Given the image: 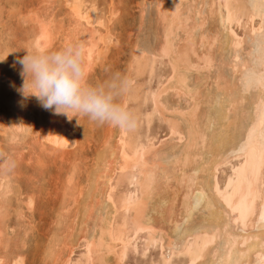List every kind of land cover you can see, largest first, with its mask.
<instances>
[{"label": "bare ground", "instance_id": "6f19581e", "mask_svg": "<svg viewBox=\"0 0 264 264\" xmlns=\"http://www.w3.org/2000/svg\"><path fill=\"white\" fill-rule=\"evenodd\" d=\"M149 1L154 8L153 22L151 21L152 26L149 28L150 38L148 41H146L147 39L143 40L146 42L133 41L129 48L130 58L126 63L128 62L129 67H133L139 76L140 73H151L157 60H167L170 65V73L164 79L165 83L161 84L162 86L155 92L149 88L146 90L143 88L144 84H139L138 79H134L132 83L135 88L133 91L130 90L133 93L129 97L124 94L119 96L118 102L135 116V127L131 129L117 127L115 132L113 131L114 137L112 136L115 142L111 145V141H109V145L107 144L98 154L96 166L94 165L95 168L87 177L86 189L82 190V192L85 191L83 200H81L83 206L82 208L81 204L77 206L81 208L79 215L81 218L80 220L77 218L79 220L78 234L73 236L74 240L70 241L67 251L65 250L64 253L67 252V255L65 258L63 257L62 264H123L127 255L136 249L135 240L139 236L144 240V243L141 242L143 243L141 248L143 255L147 254L146 252L150 249L152 250L153 246L157 245L159 248V259H156L157 262L154 261L152 264H264V0ZM59 2L62 5L67 3L66 0H59ZM112 5L114 6V4ZM68 6L66 4V7ZM114 10L113 16L117 14V11H121ZM140 11L142 12V10ZM66 12L73 21V27H70L71 23L68 26L71 28L74 39L81 45H84L85 37L89 36L91 39L90 46H83L85 49L83 57L86 58L87 63L91 64L93 58L96 60L95 51L104 42H102L101 30H98L100 22L96 23L97 29L94 27L88 29V20L90 22L92 19L88 18L91 11L87 16H83L76 3L68 7ZM105 16L108 17V15ZM95 17H97L96 14ZM255 18L262 21L260 29L255 28L256 31L251 26V20ZM239 20H243V25H240L244 29L243 38H238L236 36L238 33L236 32L235 35L231 30V26ZM121 21H117V23L119 24ZM117 23L114 22V25ZM239 28L241 29V27ZM113 32L115 30L110 33L113 34ZM106 34L109 33L106 32ZM49 36L47 35L48 38ZM253 42L262 51L260 60H255V63H253L254 52L250 45ZM106 43L109 42L105 41ZM30 44L33 45V42ZM108 49L107 51H109ZM12 60H14L13 53L10 48L4 46L0 52V69L9 70L13 65ZM131 60H134L132 65H130ZM165 63L163 62V64ZM168 64L166 63V67ZM126 67L129 68L128 65ZM123 72L127 74V71ZM127 79L126 77L125 80ZM157 80L156 85L159 82V79ZM148 82L150 81L148 80ZM110 83L115 86L120 85L116 81H110ZM4 91L5 89L0 87V100L7 103L9 110L17 113L24 100L22 101L16 96L7 98ZM145 93L150 94L151 109L145 108V103L148 101ZM153 114L162 119L161 126L163 121L167 124V129L162 126L167 130V137L160 140L158 144L154 141H148L145 144L140 135L141 117L145 116V126L151 127L147 124L152 123ZM65 115H67L66 118L71 116L70 113ZM66 118L64 121L68 120ZM16 121L9 131L6 129L7 125L0 128L8 142H14L21 136L22 130L20 131L21 127ZM53 125L55 126L44 130V138L49 139L50 146H55V149L56 147L63 149L68 143V138L62 131L66 126L63 127L62 124L57 125L56 123ZM23 131L25 135V130ZM232 159H238L241 162L239 166L237 164L238 167L230 171L232 172L231 176H227L228 179L226 177V181L222 183L218 179V172ZM73 167L75 168V166ZM42 173L44 174L43 170ZM0 174L3 180L0 185V219H4V211L11 205L9 202L11 196L9 195L13 193V190L8 173V176L5 175V172ZM222 175L224 174L222 173ZM115 178H117L116 181ZM126 181L133 187L128 188L125 185L127 189H121L122 184ZM13 182L16 180L13 179ZM41 184L44 186L43 183ZM70 187H72L71 184ZM70 187L69 191L73 190ZM72 190L71 192H73ZM65 192L67 193L68 190ZM21 195L26 198L23 193ZM79 199L81 198L79 197L77 200ZM14 200L13 202H15ZM18 200L20 201V199ZM19 207L21 205H18L17 208ZM74 208L76 209V207ZM64 209L66 210L65 207ZM19 210L21 211V208ZM64 211L61 216L65 218ZM56 217L55 222H57ZM75 217L72 220L75 221L74 226L78 223ZM25 219H21L23 223ZM57 224L59 225V222ZM14 225L16 226L15 223ZM64 225L63 227H66ZM71 225H69L70 233L75 235V228ZM66 230L69 232L67 227ZM20 232L18 234V231H15L17 236L22 237L20 234L24 235L25 233ZM16 234L15 239H17ZM28 234L27 236H29ZM51 240L53 243L57 242L53 236ZM80 240L85 241L84 253L77 257L78 253L73 259L72 248ZM24 241L25 239L22 242ZM58 243L61 244V242ZM21 244H19L20 246L17 244V246L23 248V244ZM51 249H49V255L51 252L53 254V249ZM17 250L16 253H19ZM153 250L152 252H154ZM45 251L47 252V250ZM57 255L59 254L57 253ZM2 256L0 255V262ZM18 258H10V263L17 264ZM47 259L51 260L49 256ZM9 260L6 264L9 263ZM24 260L23 263L21 262L22 264H24ZM3 261L5 263V260ZM136 261H134L135 264ZM144 261L147 262V259ZM148 261H151L150 258ZM59 263L61 264L60 261Z\"/></svg>", "mask_w": 264, "mask_h": 264}, {"label": "rangeland", "instance_id": "374dc122", "mask_svg": "<svg viewBox=\"0 0 264 264\" xmlns=\"http://www.w3.org/2000/svg\"><path fill=\"white\" fill-rule=\"evenodd\" d=\"M66 1H67V3L62 5L59 2V0H0V52L4 48V46L5 47L7 46L8 48H10L11 52L14 55V60H12L13 65L10 67V69L7 71H3L0 69V75H1L0 76V85H1L0 87H3L5 89L4 93H5V96H7V98H10L12 96H16L19 99L21 98L20 100H22V101L24 100L23 104L21 105L20 110H18L17 113H13L11 110H9L7 107L8 106L7 103L0 100V115H1L0 116V126H1L0 128H2L4 125L5 126L7 125L6 129L9 131L11 126L13 127L14 122L17 120L16 123H18V125H20V127H21L20 131L22 130L21 133H20V131H18L21 134V136L19 135L20 137H18V140L16 139L14 142L6 141L5 134L1 132L2 130L0 131V173L5 172V175H7V173H8V175H9L8 178L12 182V190H13V193L9 195V196H11V198L9 197L10 198L9 202H11L10 206H12V207L8 206V208H7V209H9V207H10V209H9L10 212L7 211V209H6L5 210L6 212L4 211L5 214L3 216L5 221H4V219H0L1 220L0 221V224H1L0 225V231L3 229L2 230L3 232L2 231L0 232V236H1L0 237V242H1L0 247L2 246L0 249V255H3L0 264H6V262L10 258L12 259L13 257H17V258L19 257L20 258V259L18 258L19 260L17 259V261H16V263L18 262L17 264L21 263L24 259H25L24 264H60L59 261L62 264L64 258L67 255V252H66V254L64 253L65 250L68 249V247L71 243L70 241L74 240V237L76 236V234H78V229H79L78 228L79 227L78 221L81 218L79 215L81 214L80 211H81V208L83 206V201H81V200H83L82 197H83V194L85 192V191L82 192V190L84 188L86 189L87 184H85V183L88 181L87 177H89V174L92 173L91 170H93L95 168L94 165L96 166V159H97L98 154L104 149V147H106L107 144L109 145V143H110L109 141H111V145L115 142V141H113L112 136L115 135L113 133L115 132L114 130L117 129L116 126H113L111 124L95 123V122H92L91 120H89L85 116H80V115H77V114L72 113V112H67V114L68 113L71 114V116L68 115L71 118V120H69L70 118H68V117L66 118L67 115H65V113L56 114L55 112H53L54 111L53 109H45L44 107H42L41 102L35 96L30 95V96L25 97L24 94L28 95L29 93H31L33 91V89L29 86L30 77L28 76V74L24 73L23 65L20 62L22 60V58L24 57V55L26 53H33V52H35V53H51L54 51L62 50V49L66 48L70 45L79 47L81 45V43L74 39L75 37H73V34L71 33V30H70L71 29L70 27H73V23H72L73 21H71V19L68 17V13L66 12L68 10V7H70L76 3L79 6L80 13L83 16L84 15L87 16L88 13L91 11V13L89 15H91V14L92 15L91 16L88 15L89 19L92 18L90 20V22L88 20V24H87L88 29L89 28L92 29L93 27L95 29H97L96 23L98 24L100 22L98 24V26H99L98 30L99 31L101 30L100 32L102 33V42L104 41L103 43L100 44V47H101V48L99 47L100 50L98 49L97 51H95L96 56H95V54H94V56L96 57V60H95V58H93V61L91 64L87 63L88 61H86L85 60L86 58L83 57V52L85 53V49L83 46L85 45L87 47L89 45V42L91 40L89 38V36L85 37L83 39L84 45H81V47H83V48L79 47L82 50L85 79H86V83L88 85H90V86H103V87L107 88V87L113 86V85H111L110 81L111 82L116 81L117 83H119V81H127L128 82L127 88H129V89H127L128 91L126 90V92H124L123 94L126 97H129L133 93L132 91L135 88V85L132 83V81L134 79H138L137 81L139 84H142V85L144 84L143 88H145L146 90H148L147 88H149V89H152L151 91L155 92L159 87L162 86L161 84L165 83L164 79L167 78L166 76H168L170 73V65L168 64L167 60H157L155 63V66H154L155 67L154 70L151 73H146V72L140 73L141 75L139 74V76H141V77L138 76V74L136 73V71L133 67H129L128 62L126 63L127 59L130 58L131 52H130L129 48H130L131 44H133V41L134 42L135 41L146 42L150 38L149 37V35H150L149 28H150V26H152L150 23H151V21L153 22V16H154L153 15V9L154 8L152 7L149 0L148 1H146V0L145 1L144 0L143 1L142 0H122V1L121 0H113V1L112 0H110V1L109 0H78V2H75V0H66ZM141 1H142V3H141ZM66 4H67V6L68 5L69 6L66 7ZM112 4H114V6ZM140 4L142 5L141 7H140ZM109 6H110V8H109ZM92 8L94 11L92 10ZM113 9H115L114 11H116L117 9L121 10V11H119V12L117 11V14L115 16H113V14H112ZM122 10H123V12H122ZM140 10H142V12ZM95 14L97 17H95ZM109 14H111V15H109ZM119 14H121V15L118 16ZM105 15H108V17ZM141 15H143V16H141ZM119 17L122 19H120ZM112 19H113V22H112ZM109 20H111V21H109ZM255 20L257 21V23ZM117 21H121V22L118 24ZM114 22L117 24L114 25ZM141 22H142V25H141ZM259 22H260V24H259ZM261 22L262 21L259 18H255V19L251 20V26L253 27L254 31H256L255 28H257V30L260 29ZM70 23L72 26L69 27L68 24H70ZM103 23H105L107 26L105 24L103 25ZM236 23H237V25L235 26ZM236 23H234V25L231 26V30L235 35L238 33V35H236L238 38H243L244 37V32H243L244 29L242 28V26H240V25H243V20H239ZM253 24L255 27L253 26ZM105 27H106V29H105ZM239 27H241V29ZM114 30H115V32H113V34H111L112 31H114ZM106 32L109 33L110 35L106 34ZM242 33H243V35H242ZM26 34H28V35H26ZM47 35L48 36L50 35L49 38L47 37ZM41 36H44V37H41ZM86 38H87V40H85ZM104 38H106L107 40L106 39L104 40ZM139 38H140V40H139ZM260 39H262L261 36H260ZM143 40H146V41H143ZM105 41H107L109 43L105 44ZM29 42L30 43L33 42V45H31ZM254 42L250 43V45H252L251 50L254 52V56H255L253 59L254 60L253 63L260 60V56L262 55L261 49H258ZM3 43H4V45H3ZM79 43H80V45H79ZM41 44H42V46H41ZM2 46H3V48H1ZM107 49L109 51H107ZM133 61L134 60H131L130 65H132ZM163 62L164 63L166 62L168 64V66L166 67V63L163 64ZM84 64H86V65L84 66ZM87 65H89V66H87ZM127 65L129 68L126 67ZM159 66H160V68H159ZM156 69H158V70L156 71ZM123 71H127L126 73L128 75L125 74V72H123ZM142 74H144V75L142 76ZM155 75H158V76H155ZM228 75H230L229 72H228ZM159 76L161 79L159 78ZM163 76H164V78H163ZM126 77L128 78L127 80H125ZM131 77H133V79H131ZM156 78L159 79V82L157 85L155 83L158 81ZM148 80L151 83L148 82ZM161 80H163V81H161ZM152 82H154V83H152ZM24 83H25V87L23 90L24 91V94H23L22 89H23ZM20 88H21V90H20ZM130 88H132V89H130ZM130 90H132V91H130ZM145 95H146L147 100H148L145 103L146 104L145 108L151 109L152 103L150 101L151 100L150 94L145 93ZM118 99H119V97H118ZM174 100H175V98H174ZM132 103L135 104V102H132ZM22 106H23V108H22ZM17 114H20V115H17ZM63 115H65V117H62ZM20 118H23V119H20ZM65 118L68 120L64 121ZM145 118H146L145 116L141 117V120H142L141 121V130H140L141 140L145 144H147L148 141H154V143L158 144V142L160 140L165 139L167 137V130H166L167 124L164 123V121H163L164 125L162 124V126H165L166 127V129H165V127H162L161 123H160V121L162 122V119L158 115L153 114L152 123L147 124L148 126H151V127H146L145 126L146 125L145 124L146 123ZM13 119H16V120H13ZM60 120L62 122H64L65 124H63ZM57 121H60V122H57ZM156 121H158V123L160 125L158 123H156ZM53 123L54 124L56 123L57 125L62 124L63 127L66 126L63 128V130L61 129V126H60V129L64 132V135L68 138L67 146L63 149H61V148L59 149L58 147H56V149H55L54 148L55 146H53V145H51L52 146L51 147L50 146V144H51L50 140L49 139L47 140L46 138H44L43 132H45L47 128L50 129L51 127L55 126V125H53ZM68 128H69V131H68ZM70 129H72L74 131H71ZM23 130H25V133H26L25 135H24ZM65 130H66V132H65ZM86 130H87V132H86ZM72 132H74V133H72ZM85 132H86V134H85ZM150 132L153 134H151ZM71 134H73V135H71ZM154 134H155V136H154ZM57 137H59V136H57ZM149 138H151V139H149ZM157 138H158V140H157ZM105 141H106V143H105ZM56 150H57V152H56ZM77 160H78V162H77ZM240 162H241V160L232 159L228 164L225 165V167L223 166L222 168H220V170H219L220 173L218 172V179L222 183L225 182L226 177L231 176L232 172H230V171H233V168L238 167ZM237 164H238V166H237ZM41 165H42V167H41ZM71 165L75 166V168H78L80 170H78V169L76 170ZM3 166H5V167H3ZM34 168H36V169H34ZM40 169L43 170L44 174L42 173V170H40ZM75 172H77L78 174H76ZM17 173H18V175H17ZM38 173H39V175H38ZM85 173H86V175H85ZM222 173L225 176L222 175ZM20 175H21V177H20ZM30 176L33 178H31ZM220 176H221V178H220ZM228 177H227V179H228ZM28 178H29V180H28ZM13 179H14V181L16 180V182H13ZM116 179L117 178H115V181H116ZM83 180H85V181H83ZM0 181H1L0 182V185H1V183L3 182L1 174H0ZM41 183H43L44 186H42ZM81 183H84V184H81ZM70 184L72 187H70ZM74 185H75V187H74ZM125 185H126V187L128 186V188L133 187L132 184L130 185L126 181L122 184L121 189H125L126 188ZM40 186H41V188H39ZM69 187H70V189L73 188V190L71 189L73 192H71V190L69 191ZM37 188H38V190H37ZM66 190H68L67 193L65 192ZM21 192L23 193V195H26V198H25V196L21 195L22 194ZM29 193L33 194V195H30ZM64 194H65V197H64ZM68 194L70 196V199H69ZM73 194H75L76 196ZM14 195H16V196L14 197ZM27 195H30V196H27ZM35 195H37V196H35ZM66 196H68V197H66ZM79 197L81 199L77 200ZM14 199H16V200H14ZM18 199H20V201ZM23 199H26V200H23ZM13 200L15 202H13ZM66 200H67V202H66ZM72 201L75 203H73ZM77 201H79V202H77ZM12 202H13V205H12ZM16 203H19L18 205H21V207L17 208L18 205ZM29 203L33 204L32 206L30 204V206L32 208V209L30 208L31 210L28 209L30 207V206H28ZM66 203H67V205H65ZM71 203H72V205H71ZM25 204H27V205H25ZM78 204H81L80 205L81 208L77 207ZM62 205H63V207H62ZM22 207L25 208V210H23ZM64 207L66 208V210L64 209ZM74 207H76V209ZM20 208H21V211L23 210L22 211L23 214L19 210ZM15 209H17L19 212ZM67 209H69V210H67ZM60 210H61V213H60ZM63 211L65 212V215H66L65 218L63 216H61ZM69 212H70V215H69ZM6 213H7V216H5ZM9 214H10V216H9ZM12 214H13V217H12ZM25 214H26V216H24ZM56 215H57V217H56ZM68 215L70 216L69 218L67 217ZM28 216H30V217H28ZM55 217H56L57 222H55ZM74 217L76 218L75 219L76 222H78L75 224V226L73 225V223L75 221H72L74 219ZM20 218L22 220H23V218L24 219L26 218L25 220L27 223L24 220V223H25L24 224ZM58 219H61L63 221H61V220L58 221ZM8 220H9V222H8ZM60 221H61V224H60ZM5 222H6V224H5ZM58 222H59V225L57 224ZM67 222H68V225H67ZM14 223L16 224V226L17 225L18 226L16 227L14 225ZM19 223H20V226H22V227L19 226ZM64 223H66V224L64 225ZM11 224H13V225H11ZM70 224H72L71 226H73V228H75L74 229L75 235L72 232L70 233V231H71L70 226H69ZM32 225H33V228H32ZM63 225L67 227L69 232H66L67 231L66 227H63ZM77 225H78V227H77ZM6 227L9 229H7ZM73 228L71 227V229H73ZM26 229H27V231H26ZM21 230L25 234L24 235L20 234V236L22 235V237H19L17 235L19 234V232ZM15 231L16 232L18 231V234H16ZM22 231L20 233H22ZM55 232L57 235L55 234ZM27 233H29L28 234L29 236H27ZM15 234L17 236V239H15L16 237H14ZM52 236L57 241L56 243L52 242V240H54V239L51 240ZM71 237H72V239H69ZM140 237L141 236H139L137 239L138 240L142 239V240H139V241L137 239L135 240V242H136L135 246H136V249L138 251L135 249L134 252L132 251L133 253L130 252L127 255L123 264H135L134 261H136V260L137 261L140 260V262L136 261V264H142V262H144V264L145 263L146 264H152V262H154V261L157 262L156 259H159V248L157 245L152 247V250L154 249L153 250L154 252H152V250L150 249L149 251L146 252L147 254L143 255L141 253V248H142V245L144 243V240L142 237L141 238ZM9 239H10V241H9ZM23 239H25L24 242H22ZM18 241H21V242L18 243ZM58 242H61V244H63V245L59 244ZM139 242H140V244H137ZM141 242H143V243H141ZM20 243L23 244V248L18 247V246H20L19 245ZM24 243H26V244L24 245ZM49 243L51 244V246ZM17 244H18V246H17ZM58 244H59V246H58ZM71 245H73V244H71ZM138 245H140L141 247H139ZM4 247H5V249H4ZM12 248H13V251H12ZM14 248H17L18 250H19V248H21L22 251H20L21 250L20 249L19 250L20 254L16 253L17 249H14ZM50 248L53 249V250L51 249L53 251V254L51 252V255H49V251H50L49 249ZM72 249H73V253H74V254H72L73 255L72 257L74 259V258H76V255L78 253L79 254L77 255V257L84 253L83 251L85 250V241L80 240L79 243L77 245H74V247ZM18 250H17V252H18ZM26 250H28V251H26ZM45 250H47V252ZM79 250H81V251H79ZM10 252H13V253H10ZM25 252H26V254H25ZM45 253H47V254H45ZM57 253L60 256L57 255ZM9 255L10 256L12 255V256L10 257ZM21 255H23L25 257L22 259L21 257H23V256H21ZM146 255H147V257H146ZM4 256H6V257H4ZM46 256L47 257L49 256V258H51V260L47 259ZM57 256H58V258H56ZM141 256H143V257H141ZM153 256H155V257H153ZM4 258H6V259H4ZM149 258L151 261H148ZM11 259L9 260L8 264H11L10 263ZM145 259H147L148 263L144 261ZM3 260H5V263ZM44 260L47 262H45ZM132 262H134V263H132Z\"/></svg>", "mask_w": 264, "mask_h": 264}, {"label": "clouds", "instance_id": "9594fccd", "mask_svg": "<svg viewBox=\"0 0 264 264\" xmlns=\"http://www.w3.org/2000/svg\"><path fill=\"white\" fill-rule=\"evenodd\" d=\"M20 62L33 89L25 95L24 83V96H35L45 109H53L56 114L71 111L92 122L124 129L135 127V116L118 102L128 82L107 88L88 85L79 47L70 45L51 53H26Z\"/></svg>", "mask_w": 264, "mask_h": 264}]
</instances>
